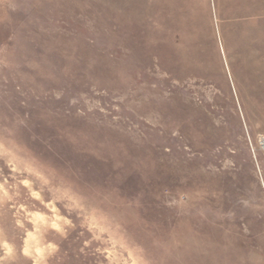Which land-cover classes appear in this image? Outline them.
<instances>
[{"label": "rangeland", "instance_id": "rangeland-1", "mask_svg": "<svg viewBox=\"0 0 264 264\" xmlns=\"http://www.w3.org/2000/svg\"><path fill=\"white\" fill-rule=\"evenodd\" d=\"M0 264H264V0H0Z\"/></svg>", "mask_w": 264, "mask_h": 264}]
</instances>
